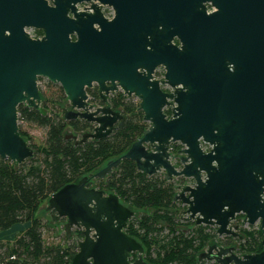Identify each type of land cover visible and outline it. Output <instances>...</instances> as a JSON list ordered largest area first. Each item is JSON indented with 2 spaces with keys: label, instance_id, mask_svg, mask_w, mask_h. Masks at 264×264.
I'll return each mask as SVG.
<instances>
[{
  "label": "water",
  "instance_id": "95a60500",
  "mask_svg": "<svg viewBox=\"0 0 264 264\" xmlns=\"http://www.w3.org/2000/svg\"><path fill=\"white\" fill-rule=\"evenodd\" d=\"M81 1H91L88 11L76 9ZM165 1L54 0L48 6L45 0H0V158L21 164L34 155L19 133L17 106L40 109L39 77L61 87L68 103L65 120L92 125L78 134L65 130L74 144L104 138L124 125L125 116L107 101L121 90L139 99L148 126L92 179L104 178L122 159L149 176L191 179L177 184L173 196L184 206L182 220L237 239L242 238L239 226L259 222L262 235L258 252L238 254L236 243L225 246L215 239L198 253V261L264 264V0H211L218 10L209 15L203 6L209 0H195L193 32L183 28L180 46L170 42L168 27L158 28L162 9L169 7ZM99 4H113L116 16L104 18ZM229 14H247L249 20L254 15L260 56L256 87L224 85L218 61L209 65L231 30ZM25 27L39 28L43 35L35 38ZM158 64L165 66L160 82L180 88L160 90L150 79ZM93 84L100 103L91 102L86 92ZM166 104L172 105L169 117L162 111ZM176 141L183 145L177 156L169 152ZM202 143L210 149L204 151ZM176 158L180 166L172 162ZM92 179L65 184L46 200L48 210L65 218L67 236L73 228L81 231L69 264H148L141 243L125 232L134 210Z\"/></svg>",
  "mask_w": 264,
  "mask_h": 264
},
{
  "label": "trees",
  "instance_id": "16d2710c",
  "mask_svg": "<svg viewBox=\"0 0 264 264\" xmlns=\"http://www.w3.org/2000/svg\"><path fill=\"white\" fill-rule=\"evenodd\" d=\"M47 86L56 87L58 94H53L56 103L49 104L43 89L40 109L23 103L17 106L19 133L33 149V157L21 164L0 158V231L23 226L11 240L0 241L1 264H69L77 251L76 241L68 242L64 232V242H45V223L37 214L40 205L65 184L83 176L92 179L94 172L107 160L122 155L148 126L137 104L122 92H116L111 94L108 104L125 116L124 125L104 138L74 144L73 139L65 138L66 128L71 130L69 133L78 134L91 130L92 125L81 119L65 120L63 108L68 103L61 87L52 82H47ZM87 92L90 101H98L95 89ZM60 102L66 104L62 106ZM22 123L44 128V143H31ZM92 181L97 188L115 193L134 211H142L128 221L125 232L141 243L148 264H216L197 259L198 253L216 239L215 229L181 219L184 206L173 200L176 182L166 180L162 173L146 175L130 159H122L110 174ZM48 211L52 221L62 219L54 210ZM240 230L238 254L262 249L259 227ZM233 240L227 235L218 242L231 245Z\"/></svg>",
  "mask_w": 264,
  "mask_h": 264
},
{
  "label": "flooded vegetation",
  "instance_id": "af4514ba",
  "mask_svg": "<svg viewBox=\"0 0 264 264\" xmlns=\"http://www.w3.org/2000/svg\"><path fill=\"white\" fill-rule=\"evenodd\" d=\"M45 1L48 6H53L54 0H45ZM165 2L169 3V7L166 10L162 9L160 15L162 21H160L158 28L162 29L163 26L168 27L171 33L170 42L173 45L180 46L182 42L181 39L184 38L183 36L184 33L182 31L183 28L187 27L189 34L193 32L192 27H194V21L196 19L195 0H166ZM99 5H100V11L103 14L104 18L108 20H112L116 16V9L113 4H99ZM90 6H91V1H81L75 3V7L78 11H88L90 9ZM203 6H204V12L207 15L213 14L218 10V8L212 3L211 0L203 2ZM69 16L71 15L69 14ZM249 19H250L249 15L247 14H241V15L233 14L226 17V21H227L226 27L230 25L231 30L229 33L227 32V35L225 37H223L224 45L222 47L221 53H219L218 55V58L215 60L210 59L209 62L210 66L211 65L216 66L218 61L219 69H217L218 70L217 72L221 74L224 85L232 82V83H236L239 86H245L247 84H252V86L255 87L257 86V76L259 73V66H260V56L258 53L259 39L258 37H256V33L254 30L255 28L254 15L252 14L251 20ZM249 24H251L252 27L251 31H249L248 29ZM25 31L28 34L31 32L35 36V38H40L43 35L42 30L35 27H25ZM248 31L251 33V36L249 35ZM71 38H74V36L71 35ZM146 39L147 40L150 39V36L146 35ZM137 71L144 72V69L138 68ZM164 74H165V66L163 64L156 65L151 72L150 79L158 81V87L160 88V90H162L163 92H173L174 89L181 87L180 84L173 86L168 83H161L160 80H163ZM88 89H95L98 94L97 85L93 84L91 87L86 89V92ZM117 92H122V91L119 90ZM111 94L108 96V100ZM122 94L124 93L122 92ZM127 98L133 100L134 96ZM91 102L100 103V100L98 98V101H91ZM135 103L138 106L139 99ZM162 111L166 115V117L171 116L172 105L170 104L164 105L162 107ZM180 144L181 143H179L178 141L170 143L172 150L171 151L169 150V152L177 156L178 155L177 151L183 148V146H181ZM206 145L209 150L210 146L208 144ZM172 162L180 166L177 158L175 160H172ZM172 181L176 182L180 187L185 184L191 183V179H186L183 177L174 178ZM241 215L242 214H239L237 216L234 223L238 224L240 222L241 218L243 217ZM238 218L240 219L238 220ZM239 227H243V226H239ZM258 227L260 228V226ZM71 231L76 235L75 241H77L82 236L81 231L77 228H73ZM78 232L80 233V236H77ZM225 246H229V245H225Z\"/></svg>",
  "mask_w": 264,
  "mask_h": 264
},
{
  "label": "rangeland",
  "instance_id": "374dc122",
  "mask_svg": "<svg viewBox=\"0 0 264 264\" xmlns=\"http://www.w3.org/2000/svg\"><path fill=\"white\" fill-rule=\"evenodd\" d=\"M47 82H49L46 78H41L38 79V87L40 90H45L48 98L50 99L49 104H53L56 103L57 101H55V95L53 94H58L56 87H52L49 88L47 86ZM57 84V83H55ZM62 104V106L64 104H66L65 102H60ZM53 106V105H52ZM56 106V105H55ZM65 107H67L66 105H64ZM20 125L19 120H18V126ZM21 127L25 130V132L31 137V143L35 144V145H40L44 143V139H45V129L37 126L35 124H25L22 123ZM66 130H69V128H66ZM142 211H134V216L138 217L141 214ZM37 214L41 217V219L43 220V222L45 223V229H43V239L45 240V242H49V243H56V242H64V229H63V223L65 222V218H62L60 221L54 222L50 219V214L48 209L46 208V202L44 201L38 211ZM259 226V222H256L253 225H244L243 227H239V228H245V229H256ZM23 226H20V229H18L19 227H17L13 232V236L18 232L21 231L23 228ZM215 229V227H213ZM72 232V231H71ZM242 233V232H241ZM216 236V240L218 241L219 238H222V236H218L215 233ZM13 238V237H12ZM68 238V242H72L75 241L76 235L72 232L70 234V236H67ZM8 240V239H7ZM6 239H4L3 241H7ZM232 243H236V247H237V243H238V239L236 240V238H234ZM144 255V254H143ZM205 262V261H204Z\"/></svg>",
  "mask_w": 264,
  "mask_h": 264
},
{
  "label": "crops",
  "instance_id": "0c3cea01",
  "mask_svg": "<svg viewBox=\"0 0 264 264\" xmlns=\"http://www.w3.org/2000/svg\"><path fill=\"white\" fill-rule=\"evenodd\" d=\"M19 227L18 229H20V226H12L11 228L5 230V231H0V241H3L4 239H8V240H11L12 237H13V234L12 232L17 228ZM10 232V233H9Z\"/></svg>",
  "mask_w": 264,
  "mask_h": 264
},
{
  "label": "built area",
  "instance_id": "2783aa9c",
  "mask_svg": "<svg viewBox=\"0 0 264 264\" xmlns=\"http://www.w3.org/2000/svg\"><path fill=\"white\" fill-rule=\"evenodd\" d=\"M135 102H137V98L136 97H134V99H133ZM181 146H183L182 144H180ZM170 146V145H169ZM201 148L203 149V150H208V147H207V145L206 144H204V143H202L201 144ZM170 150H172L171 149V146H170ZM213 227V226H212ZM1 264V263H0Z\"/></svg>",
  "mask_w": 264,
  "mask_h": 264
},
{
  "label": "bare ground",
  "instance_id": "6f19581e",
  "mask_svg": "<svg viewBox=\"0 0 264 264\" xmlns=\"http://www.w3.org/2000/svg\"><path fill=\"white\" fill-rule=\"evenodd\" d=\"M10 233V232H9Z\"/></svg>",
  "mask_w": 264,
  "mask_h": 264
}]
</instances>
